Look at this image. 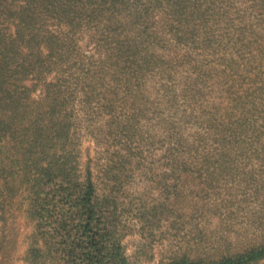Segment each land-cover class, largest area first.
Segmentation results:
<instances>
[{
    "label": "trees",
    "instance_id": "obj_1",
    "mask_svg": "<svg viewBox=\"0 0 264 264\" xmlns=\"http://www.w3.org/2000/svg\"><path fill=\"white\" fill-rule=\"evenodd\" d=\"M150 172L243 177L197 208L218 254L155 264L264 259V201L243 204L264 195V0H0V228L31 219L28 263L130 264L118 197Z\"/></svg>",
    "mask_w": 264,
    "mask_h": 264
},
{
    "label": "rangeland",
    "instance_id": "obj_2",
    "mask_svg": "<svg viewBox=\"0 0 264 264\" xmlns=\"http://www.w3.org/2000/svg\"><path fill=\"white\" fill-rule=\"evenodd\" d=\"M84 139L83 147L89 154H85L83 160H87L96 154L99 146L88 138ZM239 174L228 178L213 172L205 177L191 174L161 179L163 172H150L151 176L135 175L125 179L127 196L122 198L120 195L118 200L120 207L124 206L122 219L126 227L122 245L130 264L167 262L171 256L184 250L193 257L218 254L220 247L217 240L221 239L222 234L217 218L220 212L213 211V214L208 209V215H203L200 213L203 210L197 208L205 205V202L209 203L206 193L219 198L233 196L234 192L241 194L243 188L240 179L243 177L242 172ZM226 179H229L227 184L224 182ZM208 181L210 185L207 188ZM263 201L264 195L243 204L257 208ZM194 220L200 222L199 226L203 224V241L199 244L196 231L190 227ZM236 225L239 224L234 227ZM215 226L217 228L214 229ZM0 229V264H29L27 251L35 243L31 219L22 210H17L15 215L3 222ZM256 264H264V259Z\"/></svg>",
    "mask_w": 264,
    "mask_h": 264
}]
</instances>
